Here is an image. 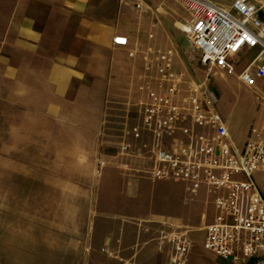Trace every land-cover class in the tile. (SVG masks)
<instances>
[{"label":"rangeland","instance_id":"rangeland-1","mask_svg":"<svg viewBox=\"0 0 264 264\" xmlns=\"http://www.w3.org/2000/svg\"><path fill=\"white\" fill-rule=\"evenodd\" d=\"M141 1L143 6L135 9L143 17L141 30L146 36L152 32L155 37H168L184 62L181 69L191 79L201 81L203 71L197 56L189 52L188 36L182 30L188 13L181 2ZM241 62L245 64L247 59L242 57ZM258 79L248 87L235 75L217 73L207 82L217 97L212 106L225 118L235 144L250 134H264V82ZM142 80L136 76L124 99L105 101L94 134L78 131L77 126L70 132L61 123L54 125L52 132L37 131V125L30 121L22 123L21 133L2 116L0 102V264H114L100 253L102 235L114 233V218L98 212L115 206L109 196L115 188L125 194L131 190L123 178L141 180L136 193L145 199V208H150L149 217L143 219H154L156 228L151 232L162 236L165 244L164 260L158 264H167L170 244L164 236L171 230H186L189 249L183 264H230L203 246L201 227L216 214L214 194L208 187L199 185L193 194L188 182L154 179L146 172L152 164L150 136L143 132L136 138L132 133L134 126L142 127L146 101L140 88ZM93 117L82 121L90 122ZM5 142L10 145L3 147ZM122 142L131 144L126 153L120 152ZM120 156H133L138 160L135 166L144 169L148 177L143 172H136L137 177L121 174L112 166ZM99 158L105 164L97 172ZM106 168L111 170L109 175ZM252 178L264 190V171L252 172ZM162 220L174 221L180 228Z\"/></svg>","mask_w":264,"mask_h":264},{"label":"crops","instance_id":"crops-1","mask_svg":"<svg viewBox=\"0 0 264 264\" xmlns=\"http://www.w3.org/2000/svg\"><path fill=\"white\" fill-rule=\"evenodd\" d=\"M212 1L223 6L231 2ZM251 1L261 6L259 14L264 19V0ZM135 2L0 0L2 116L18 129L22 123L30 121L33 126L37 125V131L52 132L54 125L61 123L68 126L70 132L77 126L78 131L94 134L105 101L124 99L136 76H142V55L148 47H173V67L183 66L184 62L168 37H155L152 32L146 36L141 30L143 17L136 13ZM116 36L125 37L126 42H114ZM132 49L137 50L131 56ZM255 54V49H243L238 58L244 57L248 63ZM258 81L263 83L264 77ZM89 115L94 116L93 120L83 122ZM19 132L22 133V129ZM245 138L236 143L238 147ZM6 142L3 147L10 145ZM132 157L120 156L119 162L112 166L127 177H137L136 172L148 177L144 169L135 166L138 160ZM122 164H127V168ZM105 173L109 175L110 168H106ZM123 180L131 190L125 194L115 188L109 193L115 206L104 205L107 207L98 212V215L107 216L108 213L114 218L111 222L114 233L102 235L100 253L114 264H158L164 260L165 244L162 236L151 232L156 228L154 219H146L147 222L143 219L149 217L150 208H145L142 204L145 199L136 193L141 180ZM214 217L202 225L204 234L205 225ZM137 219L142 220L135 221ZM162 221L180 228L174 221Z\"/></svg>","mask_w":264,"mask_h":264},{"label":"built area","instance_id":"built-area-1","mask_svg":"<svg viewBox=\"0 0 264 264\" xmlns=\"http://www.w3.org/2000/svg\"><path fill=\"white\" fill-rule=\"evenodd\" d=\"M179 1L188 13L187 47L197 56L203 79L198 82L173 67L174 49L148 47L142 55V127L134 126L132 133L136 138L143 132L150 136L152 164L146 172L152 178L188 182L190 193L203 184L214 194L216 215L205 225L206 249L230 264H264V190L252 178V172L264 171V134H250L238 147L213 108L217 97L207 86L217 73L235 75L248 87L264 77L261 6L251 0H231L229 6L212 0ZM134 6L140 9L143 3L136 0ZM114 42L125 43L126 38L116 36ZM243 49L256 50L245 64L238 58ZM130 146L122 142L120 152ZM104 164L97 159L96 171ZM164 237L170 243L167 264H183L189 249L186 230H171Z\"/></svg>","mask_w":264,"mask_h":264},{"label":"bare ground","instance_id":"bare-ground-1","mask_svg":"<svg viewBox=\"0 0 264 264\" xmlns=\"http://www.w3.org/2000/svg\"><path fill=\"white\" fill-rule=\"evenodd\" d=\"M185 24V23H184ZM186 25V28L185 29H182V30H187V24H185Z\"/></svg>","mask_w":264,"mask_h":264}]
</instances>
